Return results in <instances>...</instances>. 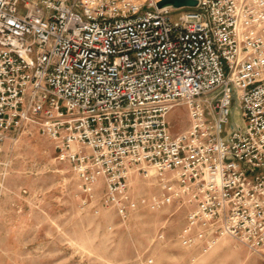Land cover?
Instances as JSON below:
<instances>
[{"label":"built area","instance_id":"obj_1","mask_svg":"<svg viewBox=\"0 0 264 264\" xmlns=\"http://www.w3.org/2000/svg\"><path fill=\"white\" fill-rule=\"evenodd\" d=\"M158 1L0 0V154L35 128L121 219L184 207L183 247L229 238L264 259V0ZM134 172L160 193L133 198Z\"/></svg>","mask_w":264,"mask_h":264},{"label":"rangeland","instance_id":"obj_2","mask_svg":"<svg viewBox=\"0 0 264 264\" xmlns=\"http://www.w3.org/2000/svg\"><path fill=\"white\" fill-rule=\"evenodd\" d=\"M20 12L26 5L19 3ZM193 8H183L188 10ZM230 122L244 127L233 107ZM172 133L188 127L185 107L167 115ZM53 142L26 128L0 154V264H264V259L229 238L206 252L183 247L178 235L186 209L152 210L139 205L123 220L103 202L102 180L90 195ZM129 192L135 199L160 193L157 180L134 172Z\"/></svg>","mask_w":264,"mask_h":264},{"label":"water","instance_id":"obj_3","mask_svg":"<svg viewBox=\"0 0 264 264\" xmlns=\"http://www.w3.org/2000/svg\"><path fill=\"white\" fill-rule=\"evenodd\" d=\"M197 0H159L156 3L158 8L171 6L173 8H182V7H195Z\"/></svg>","mask_w":264,"mask_h":264}]
</instances>
